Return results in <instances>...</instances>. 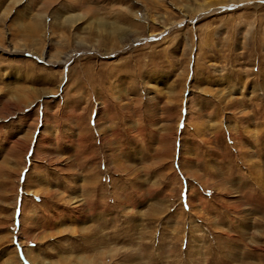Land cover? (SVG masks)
Here are the masks:
<instances>
[{
	"label": "rangeland",
	"instance_id": "1",
	"mask_svg": "<svg viewBox=\"0 0 264 264\" xmlns=\"http://www.w3.org/2000/svg\"><path fill=\"white\" fill-rule=\"evenodd\" d=\"M0 264H264V0H0Z\"/></svg>",
	"mask_w": 264,
	"mask_h": 264
},
{
	"label": "crops",
	"instance_id": "2",
	"mask_svg": "<svg viewBox=\"0 0 264 264\" xmlns=\"http://www.w3.org/2000/svg\"><path fill=\"white\" fill-rule=\"evenodd\" d=\"M100 124H101V123H100ZM100 124H99V125H100Z\"/></svg>",
	"mask_w": 264,
	"mask_h": 264
}]
</instances>
